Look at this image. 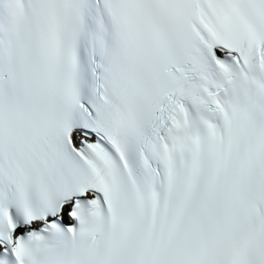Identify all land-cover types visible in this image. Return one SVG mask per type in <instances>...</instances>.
Segmentation results:
<instances>
[{
	"label": "snow or ice",
	"instance_id": "snow-or-ice-1",
	"mask_svg": "<svg viewBox=\"0 0 264 264\" xmlns=\"http://www.w3.org/2000/svg\"><path fill=\"white\" fill-rule=\"evenodd\" d=\"M0 264H264V0H0Z\"/></svg>",
	"mask_w": 264,
	"mask_h": 264
}]
</instances>
